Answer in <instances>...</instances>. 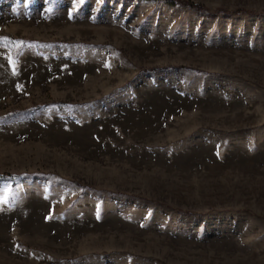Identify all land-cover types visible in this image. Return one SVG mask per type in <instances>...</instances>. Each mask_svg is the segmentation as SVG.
Here are the masks:
<instances>
[{
	"label": "rangeland",
	"instance_id": "obj_1",
	"mask_svg": "<svg viewBox=\"0 0 264 264\" xmlns=\"http://www.w3.org/2000/svg\"><path fill=\"white\" fill-rule=\"evenodd\" d=\"M0 0V264H264V0Z\"/></svg>",
	"mask_w": 264,
	"mask_h": 264
},
{
	"label": "trees",
	"instance_id": "obj_2",
	"mask_svg": "<svg viewBox=\"0 0 264 264\" xmlns=\"http://www.w3.org/2000/svg\"><path fill=\"white\" fill-rule=\"evenodd\" d=\"M163 1L167 4H170V5H177V6L193 9V10L197 11L198 13H200L201 15H204V16H213L216 14H220L223 17H230L233 14H240V13H249L252 15L257 14L254 11H247L243 8H236L234 10L217 8V9L211 11L200 3L191 2L188 0H163ZM8 177H9V175H7V174H0V181L6 179Z\"/></svg>",
	"mask_w": 264,
	"mask_h": 264
}]
</instances>
